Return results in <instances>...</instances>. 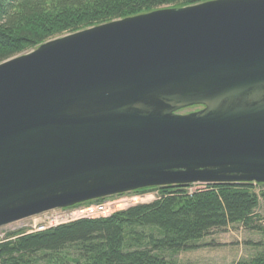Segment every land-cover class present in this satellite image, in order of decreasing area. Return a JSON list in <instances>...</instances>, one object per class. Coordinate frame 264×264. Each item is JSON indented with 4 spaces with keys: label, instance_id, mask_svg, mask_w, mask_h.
I'll list each match as a JSON object with an SVG mask.
<instances>
[{
    "label": "water",
    "instance_id": "1",
    "mask_svg": "<svg viewBox=\"0 0 264 264\" xmlns=\"http://www.w3.org/2000/svg\"><path fill=\"white\" fill-rule=\"evenodd\" d=\"M194 184H264V0L162 8L0 64V228Z\"/></svg>",
    "mask_w": 264,
    "mask_h": 264
},
{
    "label": "trees",
    "instance_id": "2",
    "mask_svg": "<svg viewBox=\"0 0 264 264\" xmlns=\"http://www.w3.org/2000/svg\"><path fill=\"white\" fill-rule=\"evenodd\" d=\"M208 1L0 0V64L85 29ZM189 187L153 188L157 201L109 217L80 219L40 233H10L0 241V264H168L160 253L196 250L201 247L196 243L213 231L231 225L257 228L264 184L206 185L192 195ZM236 264H264V254Z\"/></svg>",
    "mask_w": 264,
    "mask_h": 264
},
{
    "label": "rangeland",
    "instance_id": "3",
    "mask_svg": "<svg viewBox=\"0 0 264 264\" xmlns=\"http://www.w3.org/2000/svg\"><path fill=\"white\" fill-rule=\"evenodd\" d=\"M31 52V51H30ZM29 53V52H28ZM194 110H185L182 114H186L192 112ZM197 187H205V186H196ZM197 189L195 187L187 190L189 195H192ZM159 195L151 194L146 202H137L131 203L129 202V206H126L125 200L119 201H107V207L110 208L107 211V217L111 216L118 211H123L128 209V207H134L138 205H148L155 201H157ZM102 199L103 200H106ZM160 199V198H159ZM95 202L101 201H93L85 204H92ZM59 212H50L45 216H40V222L43 223L45 230H41L38 232L33 231L32 219L20 221L17 223H13L0 228V241L7 238L10 233H16L23 231L25 233L31 234L45 232L55 227L61 226L63 224H59V221H65L67 223H71L77 220L75 218H71L73 214L61 215ZM80 214L79 217H81ZM52 216V217H51ZM45 217H51L53 220V224H49L48 221H45ZM76 217V216H74ZM256 217H260L261 220H255L254 226L256 229H249L242 225H231L227 229L222 231H213L209 236L196 243L201 247L196 250H189L186 252L174 253V252H162L160 255L166 259L168 264H236L242 260H251L254 257L264 254V203H261L260 208L256 211ZM39 218H35L37 223H39ZM50 218V219H51ZM79 218L78 220H80ZM257 219V218H256ZM57 223V224H56ZM65 223V224H67ZM47 225V226H46ZM147 233H151L152 230L147 228L145 229ZM43 254H40L39 257H42ZM40 264H49L47 260H42Z\"/></svg>",
    "mask_w": 264,
    "mask_h": 264
},
{
    "label": "built area",
    "instance_id": "4",
    "mask_svg": "<svg viewBox=\"0 0 264 264\" xmlns=\"http://www.w3.org/2000/svg\"><path fill=\"white\" fill-rule=\"evenodd\" d=\"M196 186H199V184H194V185L190 186L189 189L195 187V189L198 190L200 187L196 188ZM144 191L145 192H137L136 191V192H130V193L122 194V195H117V196L107 198L106 200H103L101 202H95L92 204H82V205H78V206H75L72 208H67V209H56V210H52V211H49V212L31 217V218L25 219V220L32 219L33 220L32 221V223H33L32 229H33V231L38 232L41 230H45V227L43 226V223L40 222L39 217L45 216L50 212H59V213H62L61 215H66V216H68L69 214H73L71 216V218H75L74 220H78L79 218H81V219L105 218V217H107V211H109L110 208L114 207V206L113 207H107V205H109V204H107L108 200L114 201V202L115 201L120 202L121 200L126 199L125 204H126V206H129V202H131L132 204L137 203V202H146L148 200L147 198H149L151 194L159 195V193L157 191H154L153 189H147ZM128 208H130V207H128ZM80 214H82L81 217H79ZM74 216H76V217H74ZM51 217H48V218L45 217V221H48L49 224H53L54 219H52ZM35 218H39L38 219L39 223H37V220ZM25 220H23V221H25ZM65 223H67V222L59 221L60 225L65 224ZM30 233H33V232H31V229H30Z\"/></svg>",
    "mask_w": 264,
    "mask_h": 264
},
{
    "label": "flooded vegetation",
    "instance_id": "5",
    "mask_svg": "<svg viewBox=\"0 0 264 264\" xmlns=\"http://www.w3.org/2000/svg\"><path fill=\"white\" fill-rule=\"evenodd\" d=\"M198 109H200V107L191 108V110H198Z\"/></svg>",
    "mask_w": 264,
    "mask_h": 264
}]
</instances>
